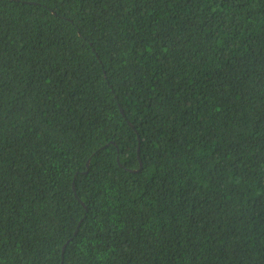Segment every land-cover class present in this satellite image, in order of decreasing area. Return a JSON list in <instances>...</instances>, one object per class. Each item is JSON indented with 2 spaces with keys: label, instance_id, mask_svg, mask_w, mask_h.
<instances>
[{
  "label": "trees",
  "instance_id": "obj_1",
  "mask_svg": "<svg viewBox=\"0 0 264 264\" xmlns=\"http://www.w3.org/2000/svg\"><path fill=\"white\" fill-rule=\"evenodd\" d=\"M0 264H264V0H0Z\"/></svg>",
  "mask_w": 264,
  "mask_h": 264
},
{
  "label": "water",
  "instance_id": "obj_2",
  "mask_svg": "<svg viewBox=\"0 0 264 264\" xmlns=\"http://www.w3.org/2000/svg\"><path fill=\"white\" fill-rule=\"evenodd\" d=\"M118 159H119V158H118ZM140 165L142 166L141 161H140ZM80 202H82V201L80 200Z\"/></svg>",
  "mask_w": 264,
  "mask_h": 264
}]
</instances>
